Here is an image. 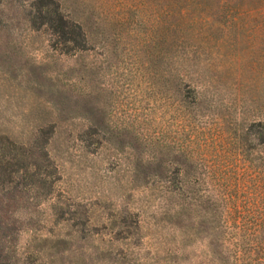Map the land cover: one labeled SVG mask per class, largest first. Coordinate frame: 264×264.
Returning a JSON list of instances; mask_svg holds the SVG:
<instances>
[{
	"label": "rangeland",
	"instance_id": "rangeland-1",
	"mask_svg": "<svg viewBox=\"0 0 264 264\" xmlns=\"http://www.w3.org/2000/svg\"><path fill=\"white\" fill-rule=\"evenodd\" d=\"M264 256V0H0V264Z\"/></svg>",
	"mask_w": 264,
	"mask_h": 264
},
{
	"label": "trees",
	"instance_id": "trees-1",
	"mask_svg": "<svg viewBox=\"0 0 264 264\" xmlns=\"http://www.w3.org/2000/svg\"><path fill=\"white\" fill-rule=\"evenodd\" d=\"M233 264H264V256L262 257H236Z\"/></svg>",
	"mask_w": 264,
	"mask_h": 264
}]
</instances>
